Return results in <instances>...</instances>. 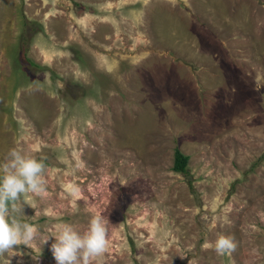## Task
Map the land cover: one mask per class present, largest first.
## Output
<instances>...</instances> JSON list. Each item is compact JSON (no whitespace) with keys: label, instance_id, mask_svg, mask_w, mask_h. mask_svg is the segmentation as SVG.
<instances>
[{"label":"rangeland","instance_id":"obj_1","mask_svg":"<svg viewBox=\"0 0 264 264\" xmlns=\"http://www.w3.org/2000/svg\"><path fill=\"white\" fill-rule=\"evenodd\" d=\"M12 148L46 191L0 264H56L57 225L93 214L103 264H264V0H0V164Z\"/></svg>","mask_w":264,"mask_h":264},{"label":"clouds","instance_id":"obj_2","mask_svg":"<svg viewBox=\"0 0 264 264\" xmlns=\"http://www.w3.org/2000/svg\"><path fill=\"white\" fill-rule=\"evenodd\" d=\"M45 171L42 160L17 148L10 149L0 164V256L21 244L28 245L35 238L36 229L20 218L22 210L17 202L23 197L24 203L33 206L28 197L46 191ZM62 187L71 196L80 192L74 183ZM107 235L104 217L93 214L83 232L69 223L58 224L50 250L56 264H103L109 244ZM236 246L234 238L224 234H217L212 244H205V247H214L218 255L231 254Z\"/></svg>","mask_w":264,"mask_h":264},{"label":"trees","instance_id":"obj_3","mask_svg":"<svg viewBox=\"0 0 264 264\" xmlns=\"http://www.w3.org/2000/svg\"><path fill=\"white\" fill-rule=\"evenodd\" d=\"M29 63H32L29 59L26 58ZM186 159L187 155L183 154L178 148L173 149V157L171 169L181 173H187L186 168Z\"/></svg>","mask_w":264,"mask_h":264}]
</instances>
